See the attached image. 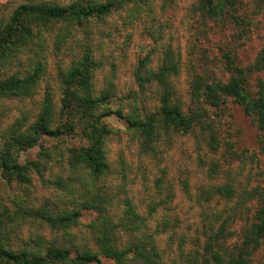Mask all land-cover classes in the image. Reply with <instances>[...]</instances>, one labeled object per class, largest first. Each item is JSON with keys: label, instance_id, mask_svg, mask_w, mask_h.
<instances>
[{"label": "rangeland", "instance_id": "obj_1", "mask_svg": "<svg viewBox=\"0 0 264 264\" xmlns=\"http://www.w3.org/2000/svg\"><path fill=\"white\" fill-rule=\"evenodd\" d=\"M107 1L0 0V29L21 5L72 8ZM35 32L27 47L0 61V80L31 72L38 63L41 66L32 96L0 98V146L7 127L18 119L33 120L45 98L59 114L61 77L88 51L96 62L91 73L94 93L109 87L113 92L101 108L111 112L102 119L109 130L102 145L107 170L93 180L68 167V151L89 144L79 133L57 140L42 137L39 145L21 152L18 161L39 160L41 173H31L27 183L7 181L0 173V212L7 208L17 213L8 231L13 246H33L40 236L44 244L67 246L73 254L93 250L87 227L95 216L92 210L81 211L79 221L65 230L50 229L29 213L72 210L85 200L98 199L113 225L121 224L124 204L130 202L142 224L134 236L144 233L154 238L162 264L201 263L202 247L211 236L208 228L219 225L212 212L226 220L230 239L225 247L235 254L260 205L241 197L264 184V131L230 97H221L213 106L194 101L191 84L196 78L208 84L225 83L239 68L246 90L255 93L256 82L264 79V73L249 69L264 48V11L256 2L238 0L233 14L210 16L199 0H121L102 18L59 21ZM166 51L179 59V72L171 82L183 111L204 114L188 133L168 134L159 126L153 151L144 153L140 137L126 119L158 115V88L143 86L140 78L159 66ZM209 134L214 135L215 145ZM42 148L49 154L47 161L38 155ZM222 185L232 188L231 199L211 197L214 188ZM116 237L120 247L133 240L123 231H117ZM125 263L135 261L128 256ZM94 264L116 263L100 257ZM247 264H264V246L249 253Z\"/></svg>", "mask_w": 264, "mask_h": 264}, {"label": "trees", "instance_id": "obj_2", "mask_svg": "<svg viewBox=\"0 0 264 264\" xmlns=\"http://www.w3.org/2000/svg\"><path fill=\"white\" fill-rule=\"evenodd\" d=\"M200 6L210 16L233 14L236 12L238 0H199ZM264 11V0H254ZM121 0H108L105 3L92 6H77L60 8L48 4H25L17 7L7 22L0 29V61L10 59L20 48H25L36 34L37 27H46L59 21H89L92 18H102L119 6ZM96 67L91 53L86 51L76 60L69 70L61 77L62 99L59 114L55 115L48 98L33 120H16L3 133L0 146V173L7 181L19 183L29 182L31 173L40 174L41 162L28 161L21 164L18 161L21 152L37 145L42 137L62 139L79 133L89 144L77 150H69L67 165L70 169H79L91 179L100 178L107 170L102 145L108 135V128L102 123L103 117L111 112H102L101 108L108 105L113 96L111 87L95 94L91 73ZM249 69L264 73V48L260 50ZM179 72V59L172 51H166L159 66L151 72L146 71L140 78L143 86L154 84L158 88L159 113L147 115L144 119L127 118L128 127L141 139V149L144 153L153 151L152 145L160 126L165 133L184 132L192 130L197 117L204 114L194 110L184 112L179 100L175 97L171 78ZM139 75V73H138ZM41 77V66L38 63L31 72L24 75L12 74L0 80V98L8 96H32ZM246 79L239 68L233 71L230 79L225 82L204 83L196 78L191 84V96L194 101L213 106L221 97H230L235 103L253 115L255 125L264 131V79H258L255 93L250 94L246 88ZM116 115L121 116L119 111ZM214 135L209 134L213 145ZM40 158L48 160L46 148L38 153ZM62 185L61 180L56 181ZM241 199L247 202L256 200L257 206L253 221L245 229L242 241L235 254L228 252L226 242L230 232L226 228V220L220 219L218 212H212L213 221H219L215 230L202 247L203 255L200 264H247V257L258 246H264V184L256 190H249ZM219 196L226 199L233 197L230 186L214 188L211 197ZM240 197L238 196L237 200ZM124 214L121 224H111L105 208L98 199L83 201L79 206L66 211L52 212L47 209L37 210L34 215L42 224L53 230H65L74 226L80 218L81 211L92 210L94 218L88 224L89 240L94 249L73 254L67 246L56 244L46 245L39 236L33 246L24 245L21 248L13 246L8 235L9 229L15 224L17 213H11L7 208L0 212V264H94L100 257L112 259L116 264H126L128 256L133 257L135 264H162L158 247L154 238L140 233H134L142 228L140 216L136 214L130 202L124 204ZM153 209V208H152ZM228 217L224 211L220 212ZM234 215V213H233ZM123 231L132 235L133 240L123 247L117 241L116 232ZM34 243V242H32Z\"/></svg>", "mask_w": 264, "mask_h": 264}]
</instances>
